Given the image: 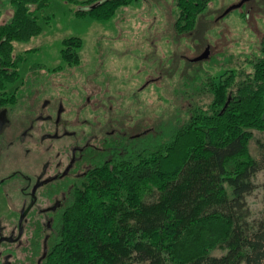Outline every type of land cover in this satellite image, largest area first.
<instances>
[{
  "label": "trees",
  "instance_id": "obj_1",
  "mask_svg": "<svg viewBox=\"0 0 264 264\" xmlns=\"http://www.w3.org/2000/svg\"><path fill=\"white\" fill-rule=\"evenodd\" d=\"M133 1L101 0L75 13L109 20ZM10 2L13 13L0 22V104L27 60L15 43L42 32L39 14L50 6ZM209 2L176 0L177 30L194 29ZM63 45V60L79 64L82 40L72 36ZM249 62L251 71L208 78L209 108L194 106L167 140L117 150L95 168L54 226L39 264H264V219L249 221L246 198L255 189L252 177L264 170V143L260 158L250 150L252 130L264 131V34ZM217 248L226 252L213 255Z\"/></svg>",
  "mask_w": 264,
  "mask_h": 264
},
{
  "label": "rangeland",
  "instance_id": "obj_2",
  "mask_svg": "<svg viewBox=\"0 0 264 264\" xmlns=\"http://www.w3.org/2000/svg\"><path fill=\"white\" fill-rule=\"evenodd\" d=\"M98 1L50 0V6L39 14L42 32L27 42L15 43V53H24L27 60L20 62L18 80L8 86L10 91L20 89L17 110L22 114L28 108L39 111L44 98L62 101L64 117L73 121L71 130L82 126L98 137H110L121 142L118 151L150 148L185 123L194 106L207 110L212 93L204 88L205 81L232 69L251 71L249 60L259 53L264 34V0H245L228 13L226 10L241 0H210L196 27L186 31L176 28V0H134L104 21L75 13ZM12 13L10 0H0V22ZM72 36L83 43L80 63L75 65L68 64L61 54L63 41ZM205 51L203 59L193 60ZM252 131L250 150L260 158L259 141L264 143V131ZM44 144L55 154L62 142L46 140ZM25 147L20 144L9 151L30 155L29 159L22 157L23 161L7 155L9 170L24 161L26 169H36L33 161L41 153L33 146L30 151ZM252 181L255 189L246 198L249 221L255 224L264 219V170ZM18 207L9 208L6 199H0V223L6 228L18 217ZM225 252L217 248L212 254ZM24 254L19 252V264H25ZM128 264L141 263L128 260Z\"/></svg>",
  "mask_w": 264,
  "mask_h": 264
},
{
  "label": "flooded vegetation",
  "instance_id": "obj_3",
  "mask_svg": "<svg viewBox=\"0 0 264 264\" xmlns=\"http://www.w3.org/2000/svg\"><path fill=\"white\" fill-rule=\"evenodd\" d=\"M19 76L20 73L13 82ZM8 85L7 94L3 96L7 102L0 104V138L3 136L0 141V199H6L9 208L19 206L20 212L9 228L0 223V264H19V252L25 253V264L35 261L39 264L40 252L45 256L50 234L74 200L75 193L84 188L95 168L113 158L122 144L110 137H98L83 130L82 126L71 130L73 121L64 117L66 108L62 101L53 103L44 98L39 111L32 112L28 108L29 111L22 114L17 110L21 91H10ZM46 140L62 142L60 150L52 154L51 147L44 144ZM20 144L26 146L25 151H30L29 146H33L41 153L33 161L36 169H26V161L10 170L5 165V157L9 154L19 161H23L24 156L30 158L25 152L9 153Z\"/></svg>",
  "mask_w": 264,
  "mask_h": 264
},
{
  "label": "water",
  "instance_id": "obj_4",
  "mask_svg": "<svg viewBox=\"0 0 264 264\" xmlns=\"http://www.w3.org/2000/svg\"><path fill=\"white\" fill-rule=\"evenodd\" d=\"M244 1H245V0H241V2H239L238 4H235V5L231 6L230 8H228V10H226L225 13H228V12L231 11L232 9H235V8L240 7ZM206 55H207V51L203 52L201 55H199L198 57L194 58L193 60H194V61H197V60L203 59ZM22 217H23V213H22ZM1 240H2V238L0 239V241H1Z\"/></svg>",
  "mask_w": 264,
  "mask_h": 264
}]
</instances>
